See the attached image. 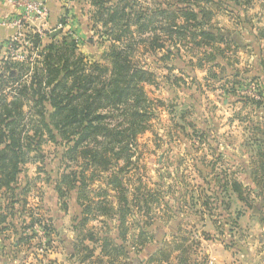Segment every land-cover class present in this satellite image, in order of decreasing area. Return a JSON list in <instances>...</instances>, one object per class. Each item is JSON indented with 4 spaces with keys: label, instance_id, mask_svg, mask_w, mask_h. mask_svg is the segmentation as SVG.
I'll list each match as a JSON object with an SVG mask.
<instances>
[{
    "label": "rangeland",
    "instance_id": "rangeland-1",
    "mask_svg": "<svg viewBox=\"0 0 264 264\" xmlns=\"http://www.w3.org/2000/svg\"><path fill=\"white\" fill-rule=\"evenodd\" d=\"M212 1L216 4L198 1L195 5V0H135V9L147 11L158 7H172L174 10V6L197 10L205 5L212 15L204 28L221 33L222 41L200 46L190 39L183 44L177 41L178 53L174 50L173 53L177 54L168 55L166 49L172 46V40L167 39L165 32L156 29V33L166 39L163 48L150 50L146 43L139 45L134 53L135 60L156 74L155 83L144 85L151 100L152 116L147 121L146 130L134 139L127 164L121 159L115 167L94 171L87 180L84 193L92 200L100 201L104 198L101 189L111 192L103 176L124 167L120 174L131 202L130 212L125 216L124 227L119 229L114 227L117 212L112 206L104 210V205H99L100 209H97L98 205H92L85 223H81L82 213L76 218L71 217L70 222L62 218L65 220V230L62 231L69 235L70 226L76 232V240L82 243L78 246V259L84 261L76 259L71 264H103L99 262L101 254L114 260L124 258L127 264H138L137 259L146 254L143 248L153 239L155 232V237L164 238L151 225L166 223L170 218L179 222L178 235L163 239L153 259L142 264H163L162 261L171 258L167 263L198 264L197 257L203 259V264H208L211 258H204L199 247L201 239H214L227 247H232L235 242V248L242 247L243 240L252 239L257 243L256 249L264 247V241L259 240L264 238V183L260 181L262 173L257 166L262 158L260 152L264 150V40L254 37H257L258 27L264 28V0H241L242 6H235L231 0ZM89 7L92 14L96 9L91 4ZM156 18L161 20L158 25L166 20L160 16ZM240 19L250 21V24L246 23L249 27L241 24ZM176 20L183 21L180 17ZM73 28L72 25L81 45L83 39ZM94 29L93 33L97 34L93 40L95 45L107 50L109 42L98 37L103 29L101 24L97 23ZM48 34L46 31L43 36L48 37ZM64 34L68 31L64 30L58 38ZM151 34L147 32L142 37ZM34 37V43L42 47L41 36L36 34ZM83 47L88 52L84 44ZM39 55L40 52L37 59ZM40 150L43 161L28 163L43 164L55 153L61 154V149L50 140L43 142ZM64 160L68 165L63 170L65 173L69 170L79 172L85 166V160L81 158ZM49 165L52 166L53 162ZM41 172L39 176L46 178L45 171ZM91 172L92 168L85 171L87 177ZM231 180L239 183L238 191L229 185ZM38 183L29 189L33 197L31 194L26 206L33 212L30 213L33 218L28 217L27 233L33 230L37 234L33 233L36 238L26 250L29 256H34L33 262L49 264L44 256L50 244L51 221L45 214L44 218L39 215L44 212V206L41 201L43 185ZM60 186L64 188L62 194L57 195L59 201L52 199V202L66 210L76 189L67 190L61 183ZM145 198L149 200L147 203ZM140 230L147 235L139 236ZM104 237L107 245L102 251ZM91 241L94 246L99 244L101 247L99 255L98 246L95 249L88 247L93 245Z\"/></svg>",
    "mask_w": 264,
    "mask_h": 264
},
{
    "label": "trees",
    "instance_id": "trees-1",
    "mask_svg": "<svg viewBox=\"0 0 264 264\" xmlns=\"http://www.w3.org/2000/svg\"><path fill=\"white\" fill-rule=\"evenodd\" d=\"M198 1L216 4L212 0H195V5ZM231 1L235 6H242L241 0ZM134 2L90 0L96 9L90 15L92 28L100 23L103 29L98 37L109 42L104 62L88 60L78 51L80 40L64 34L61 38H50L32 65H6L7 73L0 76V190L13 188L25 164L43 161L40 145L50 140L61 149L64 170L68 167L64 159L85 160L79 172L69 170L60 176V183L67 190L76 189L77 201L83 207L81 223L88 220L92 205L109 209L107 189L100 190L104 196L100 201L84 193L94 171L115 167L121 159L127 164L134 139L146 130L152 116L151 100L144 85L155 83L156 74L135 60L139 45L146 43L150 50L163 48L166 39L161 38L156 29L174 41L166 49L168 55L178 53L177 41L183 44L190 39L198 46L222 41L221 33L204 28L212 15L205 5L197 10L174 6V10L158 7L147 11L135 9ZM159 16L166 20L158 25L161 20L156 17ZM179 17L182 22H177ZM247 22L240 21L243 25L251 23ZM61 23L65 24L64 18ZM147 32L152 34L142 37ZM256 38L264 40L263 27L257 28ZM174 50L177 53H173ZM12 68L14 71L9 72ZM6 87H10L9 92L4 91ZM260 155L257 166L262 173L260 181L264 183V150ZM89 168L92 172L87 177L85 171ZM123 169L107 177V184L117 191L120 227H124L131 204L121 179ZM229 185L238 191V182L231 180ZM58 191L62 194L61 188ZM148 201L144 199L145 203ZM143 234L147 232L140 230L139 236ZM102 239V251H105L107 240Z\"/></svg>",
    "mask_w": 264,
    "mask_h": 264
},
{
    "label": "crops",
    "instance_id": "crops-1",
    "mask_svg": "<svg viewBox=\"0 0 264 264\" xmlns=\"http://www.w3.org/2000/svg\"><path fill=\"white\" fill-rule=\"evenodd\" d=\"M43 1L46 3L49 9L48 20L46 21V23H44L42 19L34 22V25L38 27V29L43 31V35L46 31L49 30L48 37L43 35L41 36V46L47 44L50 41V38L54 36L58 37L59 34L63 33L64 30H61L56 35L52 36L54 31L59 30H52V28H54L62 20L64 15H70L72 19L71 25H73L74 27L73 29H75V32H77L83 39L81 45H78V50L89 60L103 62L106 55V48L104 49V47H101L100 49V47L97 48V46L95 45L96 43L94 42V37L97 34L95 35V33H93L95 29L91 27V14L89 7L90 0ZM14 11L15 7L12 3L0 0V76L7 73V71H5L7 70L6 65H12L10 63H4L3 61H1V54L3 52L1 44L14 32V29L7 23V18H9L14 13ZM88 40L94 41L93 43L91 41L90 43L92 44H90ZM83 44L86 46L88 52H85V50L82 49L84 48ZM13 71L14 70L12 68L9 72ZM6 89H10V87H6L4 89L5 92ZM52 151L53 150H51V153ZM60 155L61 154L59 153H55V156H51L50 159H46L43 164H25L24 169L19 175L17 182L13 185V188L11 190H0V264H37L36 262H33L35 261L34 256H29L30 253L28 254L26 250L27 246L33 244V239L36 238L35 236L37 234L35 231L33 232V230L32 232L27 233V226L28 224H30L28 222V217L30 213L32 214L33 212H30V209L26 206H28L29 197L32 194V190L29 189H32V187L34 186L36 187L37 184L39 185L38 182L43 185L41 188V201L43 202L44 206V212L42 213L41 211L39 215L42 218H44V216L46 215V219L48 221H51V223L49 222V228L51 229V233H49L50 244L45 251L44 258L47 260V262H49V264H71V261H74L76 259L79 262L84 261L81 258L78 259V257H80V253H78V246L82 245V243H79L78 239L76 240V232H74L73 229L70 228V226L68 227V230L70 232L69 235L65 234L62 231L65 230L63 225L64 219H67V221L69 220L70 222V220H72L71 217L76 218V216L78 217V215L82 213V209L79 207V204L77 202L76 191H74V194H72L73 197L70 201L69 207L66 210H62L56 205L57 200L59 201V198H57V195H59L58 188H64L63 186H60V176L64 170ZM50 162H53L52 166L49 165ZM30 167H32V170H29ZM41 171H45L47 175L46 178L43 179L41 178V176H39L41 175L40 173H42ZM112 173L113 172L104 175L103 181L107 183V177H109ZM94 181L96 183L98 182L97 179H94ZM116 194L117 191L111 189V192L108 193V205L110 207L112 206L117 212ZM52 199L56 200V204L52 202ZM170 203L168 204L169 206L172 205H170ZM175 206H178L177 203ZM110 207L109 209H111ZM30 216L31 218H33V215ZM170 217L171 216H169V218ZM62 218L64 219L62 220ZM116 218L117 220L114 223V227L117 229L122 228L119 226L120 223L118 213L116 214ZM103 221L104 220H102L101 222L103 223ZM151 227H156V229L159 230V233H161L160 236H164V238L155 237V232L153 239L146 243L143 248V250L146 251V254L139 256V258L137 259L138 264H142L143 262L147 261V259L151 258L155 254V250L159 248V246L163 243L162 240H167L171 237L174 238L175 235H178L180 229L179 222L174 218H170L166 223L155 222L151 225ZM33 233H36L35 236L33 235ZM52 233L55 234V236L51 235ZM28 234L30 235L29 238L26 237V235ZM201 240L202 241L199 242V247L201 246V250H203L204 258H211L212 264H264V247L256 249L257 243L252 239L243 240L245 244H242L243 246H239L238 248L234 247L236 245L235 242L232 243V247H227L225 243L214 239ZM259 240L264 241V238H260ZM91 244L93 245L88 247L93 249L98 246L99 255L101 250L99 244H96V246H94V242L92 241ZM155 245L156 247H154ZM150 248H152L151 251H148V249ZM93 255L94 252L92 256ZM44 258L42 259V261H44ZM174 259H176L175 256ZM198 259L199 258L197 257L195 261L199 264L203 259ZM113 260L114 259L109 258L107 254H101L99 256V262L103 264H127V260L124 258H118L114 261ZM170 260L162 261V263L169 264L167 262H169ZM203 263L204 262H201V264Z\"/></svg>",
    "mask_w": 264,
    "mask_h": 264
},
{
    "label": "built area",
    "instance_id": "built-area-1",
    "mask_svg": "<svg viewBox=\"0 0 264 264\" xmlns=\"http://www.w3.org/2000/svg\"><path fill=\"white\" fill-rule=\"evenodd\" d=\"M3 1L12 3L15 11L7 18V23L14 29V32L1 44V48L3 49L1 61L10 64L25 63L32 65L37 59V53L41 50V47L34 43V36L36 34L38 36L43 35V31L38 29L34 25V22L42 19L46 23L49 17V9L43 0ZM63 18L65 24L60 21L52 30H67L68 35L77 41L79 37L71 29V16L64 15ZM208 264H212V260H209Z\"/></svg>",
    "mask_w": 264,
    "mask_h": 264
},
{
    "label": "water",
    "instance_id": "water-1",
    "mask_svg": "<svg viewBox=\"0 0 264 264\" xmlns=\"http://www.w3.org/2000/svg\"><path fill=\"white\" fill-rule=\"evenodd\" d=\"M61 30L59 29V30H56V31H54L53 32V34H52V36H54V35H56L57 33H59Z\"/></svg>",
    "mask_w": 264,
    "mask_h": 264
}]
</instances>
